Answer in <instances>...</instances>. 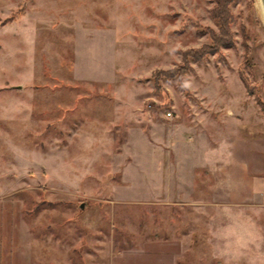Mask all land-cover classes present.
<instances>
[{"label": "rangeland", "instance_id": "374dc122", "mask_svg": "<svg viewBox=\"0 0 264 264\" xmlns=\"http://www.w3.org/2000/svg\"><path fill=\"white\" fill-rule=\"evenodd\" d=\"M213 1L0 0V264H264L260 0L152 76Z\"/></svg>", "mask_w": 264, "mask_h": 264}, {"label": "trees", "instance_id": "16d2710c", "mask_svg": "<svg viewBox=\"0 0 264 264\" xmlns=\"http://www.w3.org/2000/svg\"><path fill=\"white\" fill-rule=\"evenodd\" d=\"M231 1L232 0L213 1V4L210 7V14L217 24V31L215 32L214 30L208 28V42L182 50L180 61L177 65L167 69H153L152 76L155 82L158 81L160 76L175 77L181 81L184 72L189 68V60L191 58L198 60L208 53H215L219 51L222 46H230L233 44V36L229 28V24L231 23L233 16L229 8ZM244 84L247 86L246 82ZM248 88L251 87L247 86V89ZM256 99L259 105L264 109V103L260 97L256 96Z\"/></svg>", "mask_w": 264, "mask_h": 264}, {"label": "water", "instance_id": "95a60500", "mask_svg": "<svg viewBox=\"0 0 264 264\" xmlns=\"http://www.w3.org/2000/svg\"><path fill=\"white\" fill-rule=\"evenodd\" d=\"M260 4H261V7L264 13V0H260ZM82 205H83V202H80V207H82Z\"/></svg>", "mask_w": 264, "mask_h": 264}]
</instances>
